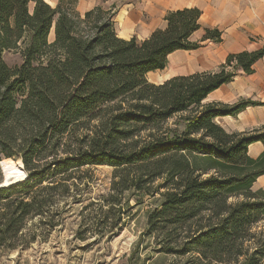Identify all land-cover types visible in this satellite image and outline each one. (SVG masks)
<instances>
[{"label": "trees", "instance_id": "1", "mask_svg": "<svg viewBox=\"0 0 264 264\" xmlns=\"http://www.w3.org/2000/svg\"><path fill=\"white\" fill-rule=\"evenodd\" d=\"M77 2L0 0V161L4 171L28 173L0 187V249L20 245L27 220L69 193L81 167L110 165V203L131 189H165L143 235L175 258L169 264H264V228L254 229L264 220V190L252 188L264 174V151L248 154L250 144H264V126L228 132L215 121L250 100L203 103L239 69L252 73L264 48L156 84L147 73L167 67L171 52L201 46L190 36L202 11H169L165 29L138 41L118 36L116 4L81 13ZM206 39L221 41L222 33L206 29ZM13 49L23 61L11 67L4 53ZM175 116L182 130L167 125Z\"/></svg>", "mask_w": 264, "mask_h": 264}, {"label": "rangeland", "instance_id": "2", "mask_svg": "<svg viewBox=\"0 0 264 264\" xmlns=\"http://www.w3.org/2000/svg\"><path fill=\"white\" fill-rule=\"evenodd\" d=\"M46 1L53 6L58 2ZM113 1L78 0L77 9L84 13L82 9L96 2L106 8L124 2ZM33 5L31 3L30 7ZM4 59L11 67L23 61L21 52L14 49L7 50ZM177 120L175 116L166 123L182 130L183 122L176 124ZM114 172L115 167L110 165L81 167L72 179L73 183L70 181L69 193L53 198L42 217L27 220L20 245L14 249H0V264H169L175 261L173 256L155 250L152 235H143L148 212L159 205L165 189L161 187L152 194L131 189L118 196L119 202L110 203L108 198L114 192ZM4 175L0 166V184ZM161 181L159 179L153 185ZM6 182L3 180L4 184ZM61 191H64L62 187L56 190ZM119 208L121 222L114 227ZM263 228L264 220L254 227L256 230Z\"/></svg>", "mask_w": 264, "mask_h": 264}, {"label": "crops", "instance_id": "3", "mask_svg": "<svg viewBox=\"0 0 264 264\" xmlns=\"http://www.w3.org/2000/svg\"><path fill=\"white\" fill-rule=\"evenodd\" d=\"M96 4L82 9L83 12ZM186 7H197L202 11L200 28L190 36L191 41L199 42L201 46L171 52L167 56V67L147 73L150 82L159 84L175 76L215 71L232 53L264 48V0H124L118 4L114 17L117 34L124 39L135 37L143 41L154 31L167 27L165 17L169 11ZM214 28L221 31L222 40H203L206 29ZM253 69L252 73L239 69L233 80L224 83L203 100V103L226 104L243 99L253 102L236 115L215 118L228 132L251 131L264 126V55L255 62ZM263 151L261 141L248 147V154L253 158ZM252 188L255 191L264 190V174L256 179Z\"/></svg>", "mask_w": 264, "mask_h": 264}, {"label": "bare ground", "instance_id": "4", "mask_svg": "<svg viewBox=\"0 0 264 264\" xmlns=\"http://www.w3.org/2000/svg\"><path fill=\"white\" fill-rule=\"evenodd\" d=\"M27 176H28V173L23 167L9 169L5 173V179L7 180L6 184L24 180Z\"/></svg>", "mask_w": 264, "mask_h": 264}, {"label": "water", "instance_id": "5", "mask_svg": "<svg viewBox=\"0 0 264 264\" xmlns=\"http://www.w3.org/2000/svg\"><path fill=\"white\" fill-rule=\"evenodd\" d=\"M0 166L2 167V164H1V161H0ZM2 170H3V172H4V169H3V167H2ZM4 174H5V172H4ZM4 179H5V175H4ZM3 186H8V185H5V184H0V187H3Z\"/></svg>", "mask_w": 264, "mask_h": 264}]
</instances>
